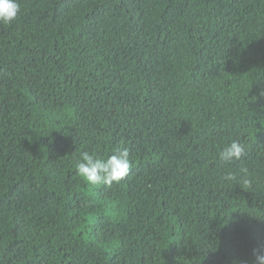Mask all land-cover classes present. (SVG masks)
<instances>
[{
	"label": "trees",
	"instance_id": "trees-1",
	"mask_svg": "<svg viewBox=\"0 0 264 264\" xmlns=\"http://www.w3.org/2000/svg\"><path fill=\"white\" fill-rule=\"evenodd\" d=\"M18 2L0 25V264H252L264 0ZM237 138L246 155L221 164ZM125 147L120 183L77 176L81 152Z\"/></svg>",
	"mask_w": 264,
	"mask_h": 264
},
{
	"label": "clouds",
	"instance_id": "clouds-1",
	"mask_svg": "<svg viewBox=\"0 0 264 264\" xmlns=\"http://www.w3.org/2000/svg\"><path fill=\"white\" fill-rule=\"evenodd\" d=\"M20 13L18 0H0V25H10ZM246 155L245 145L237 138L223 144L217 152V159L221 164L231 165L241 162ZM130 150L123 148L110 154L107 158L83 151L80 153L79 162L76 164V174L84 182L91 186L103 185L111 187L124 180L130 173L132 162L129 159ZM244 175L240 181L251 186V181L247 178V168L240 170ZM225 181L237 180L235 173L224 176ZM252 264H264V245L253 250Z\"/></svg>",
	"mask_w": 264,
	"mask_h": 264
}]
</instances>
